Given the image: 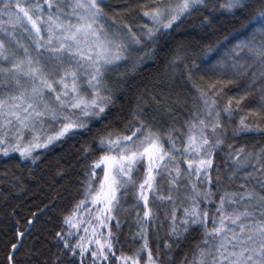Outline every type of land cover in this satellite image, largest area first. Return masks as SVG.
I'll return each instance as SVG.
<instances>
[{
	"label": "snow or ice",
	"instance_id": "6c2138e0",
	"mask_svg": "<svg viewBox=\"0 0 264 264\" xmlns=\"http://www.w3.org/2000/svg\"><path fill=\"white\" fill-rule=\"evenodd\" d=\"M257 3L258 11L253 9V0H150L142 4L141 22L134 26L126 16L114 15L127 5L111 9L105 0H0V154L19 153L33 163L38 158L33 155L36 149L88 130L93 121H104L117 100L116 88L135 79L144 59L159 50L161 37L179 29L194 12L205 13L201 20L205 32L217 11L228 13L240 25L227 43L198 40L171 52L169 64L183 65L187 79L197 88L203 113L197 112L183 127L174 121L157 126L142 103L149 98L164 103L156 95L161 83L157 77L138 95L123 129L105 128L94 145L85 147V159L89 154L99 156L85 171L81 199L63 218L67 230L56 232L57 246H63L61 254L71 258H57L52 264H78L77 257L79 264H174L172 258L164 259L171 244L165 242L163 251L159 245L155 253L151 251L149 227L158 217L150 206L149 193L171 202V211L165 208L160 221V227L166 223L170 235L179 239L181 232L204 228L207 247L198 249L199 259L191 264H264V147L244 155V147L229 144V182L238 178V190L220 195L214 215L210 207H202L215 203L211 170L217 149L227 139L219 98L233 80L218 79L207 89L194 81L197 73L210 66L232 67L241 76L251 73L255 77L258 63L264 82V0ZM145 49H150L145 57L132 60L133 53ZM253 58L255 62H250ZM121 67L125 71L120 77L109 79L108 74ZM245 99H235L236 111H243ZM232 105L229 97L222 108L229 119L236 114ZM240 133L264 137V101L258 109H250L248 116L240 115L233 135ZM97 169H102V179ZM216 170L219 173L218 167ZM165 174L167 194L157 185V177ZM185 177L187 184L182 185ZM205 181L208 190L202 187ZM137 184L133 241L138 237L143 243L132 255L122 248L117 255L120 215L130 214L122 196L135 191ZM181 187H190V192L185 191L184 199L177 203ZM139 201L143 202V218ZM181 209L182 216L178 214ZM81 229L84 235H80ZM15 235L20 239L0 241L11 248L7 264H31L16 259L25 232L17 230ZM143 252H147L146 261L141 258Z\"/></svg>",
	"mask_w": 264,
	"mask_h": 264
},
{
	"label": "trees",
	"instance_id": "16d2710c",
	"mask_svg": "<svg viewBox=\"0 0 264 264\" xmlns=\"http://www.w3.org/2000/svg\"><path fill=\"white\" fill-rule=\"evenodd\" d=\"M71 2V0H69ZM150 0H105L111 9H123L125 11L114 13L117 18L127 17L134 22V26L141 22L140 13L142 4ZM253 9L259 10L257 0H253ZM252 14V9L249 10ZM204 12H194L185 19L179 29L170 32L167 36H162L159 42V50L155 56L146 57L140 65L141 71L135 79H129L122 87L115 90L117 100L111 108L104 121H93L88 130L69 134L66 138L50 145L48 148L36 149L33 153L38 157L35 163L32 160H25L19 153H11L8 157L0 154V241L10 240L16 237L17 230L25 232L23 246L16 254L18 261H30L31 264H52L57 258L61 260L70 259L61 254L62 244L57 246L56 232L61 228L67 230L63 224V218L69 214L74 206L81 199L83 181L86 179L85 171L92 163V160L99 156L89 154V158H84V149L94 145L102 130L123 129L131 108L137 103V97L143 92L145 85H150L154 79L159 77L160 91L156 95L161 97L163 104H157L149 100L142 102L147 108L150 118H154L157 126L169 125L175 122L177 127H183L186 120L195 116L197 112L203 113L202 102L199 101V93L194 83L189 81L185 75L183 65L175 66L169 64V58L174 48L180 45L196 43L198 40H211L213 43L220 41L227 43L228 39L236 36V28L239 23L228 13L221 14L219 11L212 14L211 23L207 25V31L201 28V20L204 19ZM23 36L24 34L21 33ZM227 38V39H226ZM27 42V41H26ZM235 43V41H233ZM231 47V45H228ZM150 49L137 51L132 54V60L145 57V52ZM47 55V54H46ZM250 62H255L254 58ZM123 67L115 69L108 74L109 79L116 80L120 73L124 72ZM256 76L251 73L241 76L232 67L213 68L208 67L203 73H197L194 81L203 89H207L211 83L222 79L225 83L233 80L224 88L225 95L219 98L221 105V123L223 130L227 132L226 142L217 149L214 156V167L211 170V190L215 203L204 205L210 207L213 215L219 203L220 195L226 191L238 190L240 180L230 183L229 177L232 175L230 166L232 161L228 159V145L232 144L236 149L245 148L244 155L248 152H256L264 147V137L255 133H240L233 135L239 124L240 115L248 116L250 109H258L260 103L264 101V82L259 77V65L257 63ZM235 77V79H233ZM14 87V86H13ZM150 96V94H149ZM245 96L243 101V111H236L235 99ZM229 97L233 98V111L236 113L229 119L222 108L227 104ZM250 120L255 119L249 117ZM179 142V141H178ZM182 167L187 169V165ZM217 167L220 169L217 173ZM99 178L102 177V169H97ZM174 174V173H173ZM143 179V172L140 173ZM195 180V177H193ZM181 184H187V179L182 178ZM157 185L161 187L165 194L168 192L166 174L164 178L157 177ZM98 186V185H97ZM208 190V183L205 181L202 186ZM137 184L135 191H129L122 196V204L129 209V213L120 215L121 228L119 230L120 244L117 245V255L122 248L126 255L134 254L142 245L143 241L138 237L133 241L137 226L135 223L136 211L132 210V205L138 201ZM189 188L181 187L180 196L177 203L184 199V192ZM175 196V191L173 192ZM150 206L158 217L156 224L149 227L150 248L156 252L157 245L164 250L165 242L171 244V249L165 260L172 258L174 264H184L185 261L191 264L194 258L199 259V248H206L203 244L204 228L197 227L188 233L181 232L179 239L170 235V231L165 227H160V221L164 220V209L171 211V202L156 199L155 193H149ZM190 203V201H185ZM235 205H230L233 207ZM140 216L143 218V202L139 201ZM183 215L182 209L178 213ZM34 222L29 224V220ZM115 231V221L112 222ZM211 225L209 224V229ZM159 232V236L156 232ZM230 235V234H229ZM78 238V237H77ZM76 240H73L75 243ZM11 253V248H5L0 243V264H7V255ZM142 260L146 261V252L142 253ZM79 264V257H77Z\"/></svg>",
	"mask_w": 264,
	"mask_h": 264
},
{
	"label": "rangeland",
	"instance_id": "374dc122",
	"mask_svg": "<svg viewBox=\"0 0 264 264\" xmlns=\"http://www.w3.org/2000/svg\"><path fill=\"white\" fill-rule=\"evenodd\" d=\"M102 174H103V173H102ZM101 179H102V177H101ZM73 231H75V230H73ZM103 231H104L105 235H107V229H104ZM80 235H84L82 229L80 230ZM146 257H147V252H146Z\"/></svg>",
	"mask_w": 264,
	"mask_h": 264
}]
</instances>
